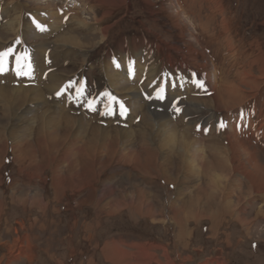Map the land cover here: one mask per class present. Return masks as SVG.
I'll return each instance as SVG.
<instances>
[{
  "label": "rangeland",
  "instance_id": "obj_1",
  "mask_svg": "<svg viewBox=\"0 0 264 264\" xmlns=\"http://www.w3.org/2000/svg\"><path fill=\"white\" fill-rule=\"evenodd\" d=\"M9 1L0 83L61 81L0 102V264H264V0Z\"/></svg>",
  "mask_w": 264,
  "mask_h": 264
},
{
  "label": "bare ground",
  "instance_id": "obj_2",
  "mask_svg": "<svg viewBox=\"0 0 264 264\" xmlns=\"http://www.w3.org/2000/svg\"><path fill=\"white\" fill-rule=\"evenodd\" d=\"M11 1V0H10ZM9 1V2H10ZM28 1H33V0H28ZM126 1H128V0H126ZM213 1V0H212ZM36 2H38V0H34V2L33 3H36ZM42 2V1H41ZM101 2V3H100ZM18 4H15V9H19V11L20 10H22L23 8L24 9H28L29 8V5L28 4H26V3H19V2H17ZM28 3V2H27ZM104 3H107V1L106 2H103L102 3V1H99V2H97V0L96 1H91V5H92V7H97V6H103V7H105V5H103ZM123 3H125V0L123 1ZM43 4L44 5H49V7L51 6V4H50V2L49 1H47V0H43ZM85 4V3H84ZM96 4H100V5H96ZM80 5V4H79ZM75 6V5H74ZM43 7H45V6H43ZM83 7V6H82ZM88 7V6H87ZM110 7H113L112 6V4H111V6ZM85 8V7H84ZM4 10L3 11H5L6 10V13H7V8H3ZM31 9H32V11H40V10H38V8L36 7V6H34L33 8L31 7ZM111 10V9H110ZM109 9H108V13L110 14V11ZM50 13H48L46 16L47 17H52V21H55V20H57V13H54V11H52V10H50L49 11ZM57 12V11H56ZM22 14V13H21ZM62 15V14H61ZM72 15V14H71ZM74 15V14H73ZM100 15V14H99ZM103 15V14H102ZM79 17V16H78ZM71 18V17H70ZM101 18V17H100ZM105 18H107V17H105ZM18 17L17 18H15V17H13V18H10V19H8L7 21L8 22H6V23H8V29L9 30H11L12 31V34L14 33V28H16L17 27V25H18ZM82 19V20H81ZM46 22H47V24L46 25H49V26H52V22H50V23H48L49 22V20L48 19H44ZM69 20L70 19H68L67 21L69 22ZM105 20V19H104ZM66 21V22H67ZM100 21H101V19H100ZM70 22H73V18H71V21ZM76 24L78 25V26H81V27H86V25H87V22H86V20H84L82 17L80 18V20L79 19H77L76 21ZM24 24H26V23H24ZM97 24V23H96ZM44 25V24H43ZM76 25V26H77ZM4 26V25H3ZM24 26V25H23ZM94 27V26H93ZM102 29V28H101ZM103 32L105 33L107 30H106V27H104L103 29ZM214 37V36H213ZM22 40V39H21ZM58 41L60 40L61 42H62V44H65L66 46H73V44L74 45H77L78 44V41L80 42V39H79V37H77V36H72L71 34H68L67 36H64V35H62L61 37L59 36V39H57ZM59 43V42H58ZM60 48V47H59ZM62 48V47H61ZM37 53V52H36ZM52 54V53H51ZM36 55V54H35ZM50 55V54H49ZM52 57V56H51ZM169 61V60H168ZM50 70V69H49ZM49 73V72H48ZM246 75V72H241L240 73V75ZM39 77L41 78V79H43V80H47V82H45L44 81V83L42 82L41 84V86H39V84H38V86L37 87H40V88H45L46 89V93L47 94H49V92L50 93H52L56 88H58L57 86L59 85V83H60V81H61V78L60 79H58V81L56 82V80H57V75L56 74H52V72H50L48 75L46 74V77H45V75H44V77H41V73H39ZM39 79V78H38ZM243 82V81H242ZM13 84H14V82H13ZM19 83H15L14 84V86L13 85H7V84H1L0 83V102H1V106H3V107H8V103H7V101H9V99H10V97H12V98H17L18 100H20V101H22V102H24L25 101V99L28 97V96H30V97H33V98H37V99H40V98H42L43 96L41 95L42 93H41V91H40V88H38V90L37 91H35V92H32V89H34V87H25V85H23V84H20V85H18ZM124 86H126V85H124ZM231 86V85H230ZM123 87V86H122ZM133 87V86H132ZM126 88H128V87H126ZM129 89V88H128ZM231 90V89H230ZM48 91V92H47ZM229 90H227V91H225V92H220L219 91V94H216V92L215 93H213L211 96H212V98H213V100L214 101H216L217 100V98L219 97V95L221 94V93H233V92H228ZM51 97V96H50ZM53 97V96H52ZM45 98V97H44ZM112 98V97H111ZM47 99V98H46ZM48 100V99H47ZM58 103V102H57ZM14 106H15V102H12V104H10V107L11 108H14ZM135 106H137V105H134V107ZM8 108H5L4 109V111L5 110H7ZM11 110H13V109H11ZM10 111V110H9ZM56 111V110H55ZM12 112V111H11ZM10 112V113H11ZM58 112H60V111H58ZM67 112V111H66ZM258 113V112H257ZM6 114V113H5ZM18 113H15V116L17 115ZM59 114V113H58ZM73 114V113H72ZM72 114H67V113H64L63 111H62V118H63V122H65V124H67L68 126L67 127H69V128H71V129H73L74 130V133L73 134H71L72 136H73V139H74V141H77L80 137V135H81V132H80V130H82L83 128H86L85 127V121L82 119V117L79 115V116H77V115H72ZM13 116H14V114H13ZM86 116V115H85ZM260 116V115H259ZM141 118L143 117V114H141V116H140ZM16 118H18V116H16ZM59 118V117H58ZM252 118H253V116H252ZM251 118V119H252ZM263 118V117H262ZM40 119V118H39ZM247 119V118H246ZM262 120V119H261ZM45 122H48V121H50L49 119H46V120H44ZM38 122V121H37ZM258 122V121H257ZM256 122V123H257ZM32 125H34L35 124V120L33 119L31 122H30ZM52 123V122H51ZM61 123H62V121H61ZM36 124H38V123H36ZM48 124V123H47ZM60 124V123H59ZM89 124V123H88ZM259 124V123H258ZM43 125H44V122H43ZM52 125V124H51ZM61 125V124H60ZM261 125V124H260ZM40 126V125H39ZM45 126V125H44ZM58 126V125H57ZM56 126V127H57ZM264 126V125H263ZM38 127V126H37ZM43 127V126H42ZM88 127V126H87ZM90 127V126H89ZM259 127V126H258ZM261 127V126H260ZM39 128V127H38ZM46 128V131H48L50 134H51V131L52 130H50V127L49 126H47V127H45ZM96 127L95 126H93V128H91V131H93V129L94 130H97V129H95ZM111 128V127H110ZM253 128V127H252ZM251 128V129H252ZM263 128V127H262ZM41 129V128H40ZM101 130H105L106 129V131H108V129L107 128H100ZM112 129H115L116 130V132L118 133V134H120L123 130H124V128L123 127H112ZM256 129V128H255ZM259 129V128H258ZM45 130V129H44ZM55 130H57V129H55ZM89 130V129H88ZM138 130H140V131H143L142 129H138ZM177 130V129H176ZM176 130L175 129H172V130H169V131H167L165 134H164V136H165V138H166V140H168V138H169V136H172L173 138H174V135L176 134ZM250 130V129H249ZM260 130H262V129H260ZM41 131V130H40ZM42 131H43V129H42ZM103 132L102 134H100V137L99 138H105L106 137V135H107V132ZM93 134V133H92ZM95 134V133H94ZM118 134H116V138H118L117 137V135ZM254 134V133H253ZM255 135V134H254ZM54 136H56V135H54ZM84 136V135H83ZM85 138H86V136H84ZM89 137V136H88ZM87 137V138H88ZM180 137H182V139L184 140V143L185 144H189L190 142H189V139L190 138H188V136H187V134L184 132V131H182L181 132V136ZM263 137V136H262ZM261 137V138H262ZM84 138V139H85ZM60 139V138H59ZM91 139L92 138H90V140H87V141H85V143H84V147H85V153H90L91 151H93V148L91 149V147H90V145H92V144H90V142H91ZM93 139H95V137L93 138ZM107 139V138H106ZM106 139H103V141L101 140L99 143H101V145H104V141L106 140ZM175 139V138H174ZM52 140H54V139H52ZM113 141V140H112ZM229 149H231V151H235V148L231 145V143H232V140H230L229 142ZM88 144V146H85V145H87ZM98 146H100V145H98ZM15 147V146H14ZM83 147V148H84ZM82 148V149H83ZM171 157V156H170ZM169 157V158H170ZM21 159V158H20ZM22 159H24V156H23V158ZM233 164V163H232ZM236 168V167H235ZM211 171V170H210ZM232 182V181H231ZM32 203V202H31ZM23 250V249H22Z\"/></svg>",
  "mask_w": 264,
  "mask_h": 264
},
{
  "label": "snow or ice",
  "instance_id": "obj_3",
  "mask_svg": "<svg viewBox=\"0 0 264 264\" xmlns=\"http://www.w3.org/2000/svg\"><path fill=\"white\" fill-rule=\"evenodd\" d=\"M11 52H12V49L11 48H8L5 51L0 52V71L3 70L2 65L4 64L6 57L9 56L11 54ZM57 95H60V93H57ZM112 99L115 100L114 97ZM89 107H91V104H89ZM120 107L123 110L121 112V114H124V111H126V109H124V105L121 104Z\"/></svg>",
  "mask_w": 264,
  "mask_h": 264
},
{
  "label": "crops",
  "instance_id": "obj_4",
  "mask_svg": "<svg viewBox=\"0 0 264 264\" xmlns=\"http://www.w3.org/2000/svg\"><path fill=\"white\" fill-rule=\"evenodd\" d=\"M129 1V0H128ZM125 2H127L126 0H125ZM44 17H45V13H44Z\"/></svg>",
  "mask_w": 264,
  "mask_h": 264
}]
</instances>
